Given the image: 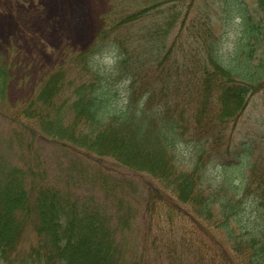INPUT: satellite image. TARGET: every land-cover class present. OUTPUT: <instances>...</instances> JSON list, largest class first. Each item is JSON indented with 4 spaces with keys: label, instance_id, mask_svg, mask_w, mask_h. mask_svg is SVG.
Segmentation results:
<instances>
[{
    "label": "trees",
    "instance_id": "obj_1",
    "mask_svg": "<svg viewBox=\"0 0 264 264\" xmlns=\"http://www.w3.org/2000/svg\"><path fill=\"white\" fill-rule=\"evenodd\" d=\"M145 1L133 10L134 0H121L95 40L119 44L117 75L89 69L90 48L71 52L68 68L41 83L22 118L39 122L37 139L149 176L147 216L158 199L189 206L195 223L211 228L203 234L212 242L207 254L182 264H264V150L254 158L251 140L233 138L251 98L264 91V0H253L254 10L247 0H202L197 17H190L196 0ZM213 9L228 12L225 24L241 21L230 56L214 31ZM11 77L0 62V113L33 132L7 116ZM24 137L12 133L21 145ZM5 165L0 159V264L129 262L128 218L58 186L35 188L23 167ZM30 221L38 243L23 254ZM214 232L227 244L210 239Z\"/></svg>",
    "mask_w": 264,
    "mask_h": 264
},
{
    "label": "rangeland",
    "instance_id": "obj_2",
    "mask_svg": "<svg viewBox=\"0 0 264 264\" xmlns=\"http://www.w3.org/2000/svg\"><path fill=\"white\" fill-rule=\"evenodd\" d=\"M144 1L134 0L136 8L133 10L146 7ZM247 1L254 10V1ZM201 2L196 0L190 17L199 15L196 11L203 9ZM120 4L121 0H0V62L7 65L12 76L8 86L10 108L7 116L33 129L32 132L22 127L23 130L0 113V159L6 167H23L29 183L35 188L58 186L88 197L114 216L128 218L125 229L127 264H182L181 259L187 256L196 261L194 257L199 251L204 254L209 251L206 243L212 241L203 233L211 228L195 223L196 215L189 206L173 197L174 200L164 203L158 199L147 216L149 176L125 169L111 159L98 162L86 153L37 139L33 133L43 132L39 122L21 115L41 83L60 67L62 70L68 68L71 52L89 50L115 10L120 12ZM215 6L219 5L215 3ZM207 11L216 35L224 36L223 54L230 56L241 35L240 19L225 24L226 10ZM180 28L178 25L176 30ZM173 37L172 33L169 44ZM188 42L185 39L186 51L190 50ZM121 96L126 99L125 94ZM14 130L25 134V143L21 145L19 140L12 139ZM233 138L235 142L251 140L255 147L254 158L264 150V91L251 98ZM242 170L250 175L249 168ZM104 187L110 189L108 194ZM209 236L213 241L218 239L227 244L220 232L209 233ZM37 243L34 224L30 221L25 227L20 251L29 253Z\"/></svg>",
    "mask_w": 264,
    "mask_h": 264
},
{
    "label": "clouds",
    "instance_id": "obj_3",
    "mask_svg": "<svg viewBox=\"0 0 264 264\" xmlns=\"http://www.w3.org/2000/svg\"><path fill=\"white\" fill-rule=\"evenodd\" d=\"M122 59L123 53L120 46L112 39L105 40L102 43L94 41L93 45H90V51L86 55V63L89 69L100 75L107 73L117 75Z\"/></svg>",
    "mask_w": 264,
    "mask_h": 264
}]
</instances>
